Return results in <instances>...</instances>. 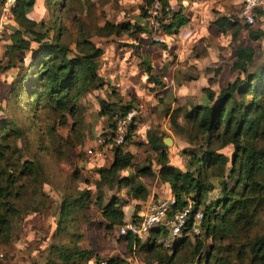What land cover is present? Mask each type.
Returning a JSON list of instances; mask_svg holds the SVG:
<instances>
[{"label": "trees", "instance_id": "1", "mask_svg": "<svg viewBox=\"0 0 264 264\" xmlns=\"http://www.w3.org/2000/svg\"><path fill=\"white\" fill-rule=\"evenodd\" d=\"M144 1L133 21L110 23L105 20L100 27L89 28L73 9L80 3L91 4L90 0H16L13 17L3 24L0 35L3 46L0 81L4 84L0 98V234L7 230L13 213L7 198L11 195L10 187L15 178L5 169L6 153L12 151V138L22 133L15 119L7 114L10 113L8 110L22 105L32 117L46 110L51 113L55 124H64L69 117L74 130L84 111L80 100L93 93L97 99V115L110 120L108 128L111 129L115 116L129 112L134 99L121 103L116 91L99 75V58L103 51L90 38L93 35L103 38L125 35L129 41H119V46L128 48V54H134V49L141 45L140 40L151 36L145 21V7L151 0ZM157 1L163 7L168 4V0ZM38 5L50 13L46 24L33 16ZM254 12L258 23L255 28L254 23L239 25L237 19L225 16L213 20L219 31L231 30L233 40L239 29L247 31L251 44L233 47V59L226 67L228 74L234 77L222 86H215V77H209L207 86L201 88L203 95L199 102L165 113L169 115L170 126L185 136L186 146L180 149V154L186 158L184 169L169 163L162 139L150 135L148 141L156 151L155 169L150 164L136 167L132 174L121 175V170L133 166V154L124 150L123 145L134 135V120L129 125L125 143L112 148L109 164L94 171L97 179L93 187L60 201L56 220L59 230L72 221L78 210L93 202L99 211L101 226L107 232L115 230V241L124 242L123 254L101 258L93 248H81L72 241L51 247L61 264H125L135 249L145 253L148 260L155 258V261L142 264H171L178 250L191 238V217L196 211L202 213L200 230L204 237L214 238L215 235L231 234L232 227L239 225L237 222L249 224L257 210L264 208V58L260 59L256 46L252 45L264 42V9L256 8ZM259 17H263V21L258 20ZM66 20L75 26L73 37H69ZM186 22L183 13L175 9L171 21L162 26V32L169 34ZM138 66L151 85L146 87L155 93L153 104L159 105L166 98L163 78L167 76L164 71L154 74L147 57H139ZM219 71L214 68L215 73ZM102 87L106 89L100 96L96 91ZM179 116L183 123L178 122ZM46 128L51 136L55 134L53 124ZM20 166L30 168L26 161ZM143 175L156 177L163 184L161 192L173 196L170 212L185 205L191 207L185 228L168 250L162 245V239L168 233L164 226L150 228L143 240L130 235L120 236L116 232L125 220L134 219L140 209L141 205L132 201L147 200V189L138 180ZM211 177L219 178V193L208 199V192L215 188ZM103 187L126 188L125 195L131 202L126 205L127 200L115 194L104 201ZM92 189L95 190L93 195L90 193ZM160 233L162 239L157 242ZM243 246L246 250H241L248 251L250 264H264V233L255 234L247 245L242 243L239 248ZM203 248V242L195 239L194 256L198 255V258L193 264H202L201 261L227 264L220 248L209 244L202 252ZM235 251L239 257V249ZM45 264L53 263L47 261Z\"/></svg>", "mask_w": 264, "mask_h": 264}, {"label": "rangeland", "instance_id": "2", "mask_svg": "<svg viewBox=\"0 0 264 264\" xmlns=\"http://www.w3.org/2000/svg\"><path fill=\"white\" fill-rule=\"evenodd\" d=\"M90 2L91 4L80 3L78 7L73 9L80 21L89 25V28L94 25L100 27L105 20L110 23L133 21L132 19L138 15L140 7L145 1L90 0ZM237 2L235 4L236 7L228 14L230 17L237 19L239 25H242L245 23L237 16L242 0H237ZM256 8L264 9V4ZM33 12L34 17L42 20L44 24L48 23L50 13L45 7L38 5ZM70 18L71 16L69 20ZM255 18L256 16H254L255 25L253 28L258 25L255 22ZM69 20H66L65 25L68 28L69 37H73L75 35V26L69 23ZM258 20L263 21V17H259ZM241 30L243 36H238L236 41L229 40V35L224 34H219L218 40L211 39L210 44L215 50L214 52L220 58H223L224 61L230 59L233 47L251 44L247 40L245 28ZM90 39L101 47L104 53H110L116 47L123 48L119 46V43L129 41L125 35L121 37L110 36L108 38L93 35ZM150 43L146 39L140 40L142 46ZM154 44L157 45L158 43ZM252 45L256 46L258 56L263 59L264 42ZM123 49L127 51L128 48ZM144 49L145 47L140 48L136 50V53H142ZM133 55L135 56V54ZM101 58H99V61ZM133 59L136 60L135 57ZM224 64L225 62H222L221 66H224ZM215 69H220L218 74L214 72V68L206 67L205 69V76L211 75L215 77V86H222L226 81L234 77V75L231 77L228 74L226 67H223V71L221 70L222 67ZM193 70L188 69L186 76L191 77ZM101 71L103 76L110 74L108 77L111 78H107V81L109 86L118 93V98L121 102L130 101L125 93L129 83L124 78L117 77L116 72L118 69H116L115 73H112L110 72L111 68L105 66V62H103ZM175 75L171 76L174 82V89L166 91V98L159 104V109L155 110L156 106L153 108L152 103L154 100L149 104L148 114L142 119V123L147 124L149 128H140L123 145L127 151L133 154V166L122 170V173H133L136 167L150 164L155 169L156 151L148 141L150 135L161 139L169 138V144L167 146L164 145L168 153V161L175 167L184 169L186 158L180 154V149L183 145L186 146L184 144L186 143L185 136L176 132L170 126L169 115L165 113H170L177 107L185 108L197 103L203 94L198 82H194L191 87V94L180 96V93H176V87L180 85H177L178 82L175 80ZM144 85L146 86V83ZM103 92L98 90V95ZM0 96H2V87H0ZM96 100L93 93L87 94L80 100L84 111L74 130L71 128L72 120L69 117H66L64 124H55L51 113L46 110L41 111L37 117H32L30 112L22 105L15 109L11 107L8 110L10 113L7 114L15 119L16 123L21 127L22 133L20 136L12 138V151L10 150L6 153L8 160L5 169L14 176L15 180L10 187L11 195L7 198L13 207V213L9 217L7 230L0 234V264H45L47 261H51L53 264H61L56 253L51 251V247L64 245L72 241H75L81 248H93L102 255V258L110 255L111 250L114 248L112 242L116 240L117 235L115 230L107 232L101 226L99 211L93 202H90L86 208L78 210L77 214L72 216V221L68 222L62 231L56 226L60 201L65 197L76 195L85 188H92L97 179L94 171L110 161V158L100 161L92 154L94 139L100 132L105 133L111 123L105 116L97 115L98 106ZM178 122L183 123L180 116L178 117ZM50 124L55 127V134L52 136L47 132L46 128ZM88 149L91 152L90 154L87 153ZM24 161L28 163V166L30 165L29 169L20 166ZM218 179L211 177L215 188L208 192L206 198L210 199L219 193L217 187ZM142 180L149 191L162 190V185L153 178L143 176ZM125 189L116 187L106 189L103 187V200L106 201L113 194L119 195L123 199ZM94 191V189L90 191L91 195L94 194ZM237 223L239 225L236 228L232 227L229 235H215L214 238L204 237L201 230L195 236L191 234V238H188L178 250L171 264L194 263L196 258H198V255L194 256L195 239L203 242L204 248L202 252L209 244L214 245L215 248H220V254L225 256L227 264H250L248 251L243 252L241 250H246V247H239L242 243L247 245L255 234L264 233V208L257 210L249 224ZM161 239L162 234L160 233L157 237V242ZM227 246H229V249H226ZM237 249H239V257L236 255L235 250ZM115 250V252H118L117 249ZM166 254L168 255L170 252H166ZM158 255L163 257L160 253ZM130 257H128L125 264H132L133 260L141 264L144 261H155V258L154 260H148V256L138 249H135L130 254ZM201 262L205 264V262Z\"/></svg>", "mask_w": 264, "mask_h": 264}, {"label": "crops", "instance_id": "3", "mask_svg": "<svg viewBox=\"0 0 264 264\" xmlns=\"http://www.w3.org/2000/svg\"><path fill=\"white\" fill-rule=\"evenodd\" d=\"M238 2L237 0H168L169 4H173L176 10H180L183 13L184 17L187 19V22L182 26H180L177 30L172 31L169 34L161 32L155 35L150 34L151 35L150 38L148 37L143 38L151 43L149 45H143V46L140 45L139 47L135 48V52H134L135 56L131 53L128 54L126 50H122V48H118V47H116L115 49L113 48V51H110V53L103 52L102 55L100 56V58L101 57L102 58L99 61V65H100L99 75L102 76V78H104L103 80H105V82L109 85L107 78H111L108 77L110 74L108 73L109 74L108 76L107 75L103 76L101 71V64L105 62V66L111 68L110 72L115 73L116 69H118V71L116 72L117 77H120L121 79L124 78V80H126L129 83V85L126 88L127 91L125 92L127 94L128 99L130 100L134 99V102L138 101L140 98L147 100L152 98L154 100L155 93L154 91H150L148 89V87H150L151 85L147 83L146 74L143 73L138 66L139 57L141 58L147 57L153 69L154 74H157L161 71H164L165 76H173V74L174 75L176 74L175 80L178 82L177 85H180L176 87V93L178 94L180 93L179 94L180 96L184 94L190 95L192 92L191 87L194 82L195 83L198 82L199 84L198 86L200 89L202 87L207 86V79L211 77V75L205 76L206 67L209 68L222 67L221 70L223 71L224 70L223 67H227V64L230 63L231 60L233 59L232 50H231V57L229 60L224 61L223 58H220L217 55V53L214 52L215 50L210 44V41L211 39L218 40L219 34L229 35V40H233L231 39V30H228L230 31L229 33L228 31L226 32L219 31L217 27L213 24V20H215L220 16H225L228 19H231L232 17H230L228 12L232 11L233 8L236 7L235 4H237ZM238 36H243L241 29H239L236 37L234 38V41L237 40ZM247 40H248V35H247ZM156 42L158 43L157 45L154 44ZM143 47H145V49L144 51L142 50V53H136V50ZM2 51H3V46L0 42V59H1ZM134 57L136 60L133 59ZM222 62H225L224 66H221ZM164 64L166 66H163ZM162 67H164V70H162ZM188 69H194L191 73V77L188 76L189 78H191L190 80H188L189 78L186 76ZM178 72L180 75L178 74ZM145 83L146 86L148 85V87L144 85ZM2 84L3 83H1L0 81V87H2V93H3L4 88ZM105 89H106L105 87L98 89L99 91L101 90L104 91L103 93H101L100 96L104 95ZM98 90L96 91V94H98ZM153 103L152 106L154 108L155 105ZM157 109H159V105H156L155 110ZM145 117L139 118L134 122L135 125L134 134H136V132L140 128H144V129L149 128L147 124L142 123V119H144ZM107 132H110V128H108L105 133ZM124 150L126 149L124 148ZM120 174L127 175L132 173L129 172L127 174L126 173L124 174L122 173L121 170ZM143 176L148 177L147 175H143ZM143 176H140L139 180L144 184V186L147 189L148 192L147 200L145 202L144 201L141 202L139 200H134L132 202L139 203L142 207L144 203H146L148 200H151L153 198L155 199L161 197L163 198L168 197L167 193H164L165 191L164 192H161L160 190L149 191L148 187L142 180ZM153 179L156 180L158 183H160L163 188L162 182H160L156 177H153ZM125 191L126 189L124 190V195L122 193L123 199H126L127 200L126 205H129V202H131V200L125 195ZM112 243H113L112 246H114V248L111 250L109 256L122 255L124 252V245H123L124 242H116L114 240ZM83 248L88 249L87 247H83ZM115 249H117L118 252H115L116 251ZM98 254L99 257L102 256L100 253ZM132 264H139V263H136V261L133 260Z\"/></svg>", "mask_w": 264, "mask_h": 264}, {"label": "built area", "instance_id": "4", "mask_svg": "<svg viewBox=\"0 0 264 264\" xmlns=\"http://www.w3.org/2000/svg\"><path fill=\"white\" fill-rule=\"evenodd\" d=\"M15 2L16 0H0V32L3 24L12 19V8ZM263 4L264 0H242L239 13L237 14L238 18L246 25H252L254 23V9L261 7ZM174 10L175 6L173 4L168 3L163 7L157 0H151V3L145 7V21L150 34L161 33L162 26L171 21V13ZM163 82L166 91L174 89V82L171 76L164 77ZM152 100V98L148 100L140 98L130 106L129 112L116 115L110 132H100L94 139V145L92 146L94 157L100 161L111 158L112 148L125 143L129 125L134 120L136 121L148 114L149 104ZM87 153H91L89 149ZM173 204V196L148 200L137 210L134 219L125 220L117 228V234L120 236L130 235L138 240H143L150 228L164 226L167 228L168 233L162 239V245L165 250L170 249L175 238L180 236L181 230L185 228L191 215V207L189 205L170 212ZM201 219V211H196L192 214L190 234L197 235L199 233Z\"/></svg>", "mask_w": 264, "mask_h": 264}, {"label": "water", "instance_id": "5", "mask_svg": "<svg viewBox=\"0 0 264 264\" xmlns=\"http://www.w3.org/2000/svg\"><path fill=\"white\" fill-rule=\"evenodd\" d=\"M169 142H170V139H169V138H163V139H162V143H163L165 146H167V145L169 144Z\"/></svg>", "mask_w": 264, "mask_h": 264}]
</instances>
